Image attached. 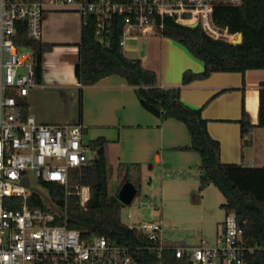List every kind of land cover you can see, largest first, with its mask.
<instances>
[{"label": "built area", "instance_id": "2783aa9c", "mask_svg": "<svg viewBox=\"0 0 264 264\" xmlns=\"http://www.w3.org/2000/svg\"><path fill=\"white\" fill-rule=\"evenodd\" d=\"M77 11L82 26L93 22L96 40L112 45L115 19L124 26L120 45L135 33H161L165 20L191 28L201 27L215 40L233 44L239 33L214 22L217 6L242 4L243 0H53ZM44 0H0V264H165L168 253L181 264H250L264 248L248 240L234 213L226 214L214 241L198 244L170 241L161 221L124 223L140 243L122 245L105 236L84 238L67 226V210L49 196L47 207L31 189V176L64 186L66 196L76 194L86 209L90 188L72 192L69 176L98 156V149L83 141V128L73 124H41L24 111L25 99L36 85L31 50L15 43L17 23L27 27L28 37L41 40ZM95 157V158H94ZM27 180V184L25 183ZM44 188V187H43ZM47 190L46 188H44ZM34 196L43 206H32ZM145 255V256H144Z\"/></svg>", "mask_w": 264, "mask_h": 264}, {"label": "trees", "instance_id": "16d2710c", "mask_svg": "<svg viewBox=\"0 0 264 264\" xmlns=\"http://www.w3.org/2000/svg\"><path fill=\"white\" fill-rule=\"evenodd\" d=\"M39 1V0H31ZM125 2L126 0H116ZM214 22L231 33H242L243 42L234 45L209 37L201 27L191 28L177 24L172 18L165 20L162 37L183 45L196 59L204 64V70L183 73L182 84L207 79L213 73H240L245 82L248 70H264V0H243L237 6L220 5L214 12ZM124 26L121 18L115 19L112 45H101L95 38L93 22L82 26L80 60L76 76L82 86L96 85L100 80L116 75L124 78L134 88L140 105L161 121L169 119L182 123L190 136V145L176 150L195 152L200 156L198 179L199 191L215 186L225 201L220 206L226 214L234 213L252 244L264 248V168H245L237 164H225L221 160V145L208 131V120L203 108L193 109L181 100V88H162L157 74L146 69L140 59L126 56L120 41ZM15 43L31 50L35 63L36 82H42V57L51 48L41 40L28 37L26 24L17 23ZM27 112V105L24 104ZM258 127L264 128V84L259 96ZM242 139L254 129L243 100L239 120ZM107 140L93 141L91 147L98 149L96 159L71 170L69 186L90 188L86 209L80 205L76 194L66 196L64 186L43 182L48 195L60 208L67 210V226L79 230L84 238L105 236L122 245L140 243L138 236L121 220L124 205L110 193V170L105 154ZM30 205L43 206L41 198L34 196ZM145 256V255H144ZM165 264H181L172 254L166 255ZM250 264H264V252L251 258Z\"/></svg>", "mask_w": 264, "mask_h": 264}, {"label": "crops", "instance_id": "0c3cea01", "mask_svg": "<svg viewBox=\"0 0 264 264\" xmlns=\"http://www.w3.org/2000/svg\"><path fill=\"white\" fill-rule=\"evenodd\" d=\"M52 1L44 0L41 37V42L51 48L42 57V82L26 98L28 112L41 124L82 126L83 141L85 138L89 145L97 139L107 140L108 166L117 172L125 168L142 172L149 163H153L152 167L169 165L183 172L198 168L201 160L197 153L176 150L190 145L186 127L172 119L161 121L146 111L124 78L112 75L93 86L80 84L75 70L80 60L82 18L74 9ZM164 39L163 43L174 41ZM137 40L136 37L126 41L123 49L126 56L137 51ZM145 57L143 54L142 58ZM187 70L200 73L204 64L173 68L167 76L162 75L159 85L166 89L181 88L185 105L203 108L208 131L220 142L223 163L264 168V150H258L260 143L255 137L264 135V128L257 126L264 70H248L245 82L242 74L213 73L207 79L184 86L182 78ZM243 100L255 126L245 139L239 123Z\"/></svg>", "mask_w": 264, "mask_h": 264}, {"label": "rangeland", "instance_id": "374dc122", "mask_svg": "<svg viewBox=\"0 0 264 264\" xmlns=\"http://www.w3.org/2000/svg\"><path fill=\"white\" fill-rule=\"evenodd\" d=\"M135 36L138 39L137 51L127 54V57L140 59L146 69L157 74L158 82L163 74L167 76L173 68L201 62L183 45L175 41L163 43L162 40L165 39L160 33L146 35L136 32ZM143 54L146 55L145 58H142ZM236 74L233 76H240V73ZM255 137L260 143L258 150H264V135ZM84 141L87 143L85 138ZM152 165L153 163L146 165L142 172L126 168L117 172L116 168L108 166L112 195L117 196L126 182L133 183L137 188L132 204L124 205L122 209V222L152 219L161 221L166 228V237L180 244H198L202 239L214 241L220 224L226 218L225 210L220 208L225 201L220 191L211 185L200 192L197 168L183 172L173 170L169 165L165 168ZM30 182L31 189L40 194L45 205L50 207L48 191L36 177L31 176Z\"/></svg>", "mask_w": 264, "mask_h": 264}, {"label": "water", "instance_id": "95a60500", "mask_svg": "<svg viewBox=\"0 0 264 264\" xmlns=\"http://www.w3.org/2000/svg\"><path fill=\"white\" fill-rule=\"evenodd\" d=\"M242 42H243V34L239 33L237 39L233 41V44L239 45ZM25 183L26 184L28 183L27 180H25ZM136 195H137V188L135 187V185L131 182H126L120 188L117 198L123 205L129 206L132 204Z\"/></svg>", "mask_w": 264, "mask_h": 264}]
</instances>
